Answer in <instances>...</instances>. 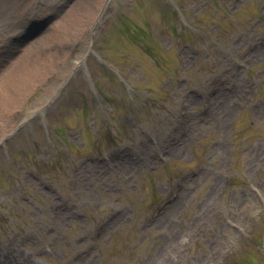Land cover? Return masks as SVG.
<instances>
[{
    "label": "rangeland",
    "instance_id": "rangeland-1",
    "mask_svg": "<svg viewBox=\"0 0 264 264\" xmlns=\"http://www.w3.org/2000/svg\"><path fill=\"white\" fill-rule=\"evenodd\" d=\"M157 1L0 0V248L18 263L264 264V0Z\"/></svg>",
    "mask_w": 264,
    "mask_h": 264
},
{
    "label": "bare ground",
    "instance_id": "bare-ground-1",
    "mask_svg": "<svg viewBox=\"0 0 264 264\" xmlns=\"http://www.w3.org/2000/svg\"><path fill=\"white\" fill-rule=\"evenodd\" d=\"M3 86H5V85H3ZM6 89H8V86H6Z\"/></svg>",
    "mask_w": 264,
    "mask_h": 264
}]
</instances>
